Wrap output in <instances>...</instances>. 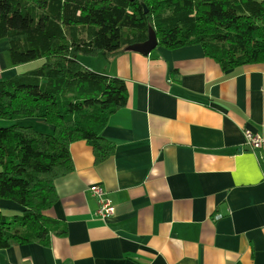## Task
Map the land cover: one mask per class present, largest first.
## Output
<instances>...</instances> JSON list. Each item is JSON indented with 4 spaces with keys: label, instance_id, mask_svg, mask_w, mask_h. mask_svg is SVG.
<instances>
[{
    "label": "crops",
    "instance_id": "obj_1",
    "mask_svg": "<svg viewBox=\"0 0 264 264\" xmlns=\"http://www.w3.org/2000/svg\"><path fill=\"white\" fill-rule=\"evenodd\" d=\"M7 50L1 41L0 80L39 64L12 66ZM79 61L126 84L101 133L114 154L95 165L72 143L50 211L66 233L0 250V264H264V159L242 134L264 135V64L223 71L200 46ZM93 185L114 207L107 219ZM19 212L0 200L3 215Z\"/></svg>",
    "mask_w": 264,
    "mask_h": 264
},
{
    "label": "trees",
    "instance_id": "obj_2",
    "mask_svg": "<svg viewBox=\"0 0 264 264\" xmlns=\"http://www.w3.org/2000/svg\"><path fill=\"white\" fill-rule=\"evenodd\" d=\"M149 28L157 47L200 46L223 71L264 64V0H0L9 64L39 62L0 80V121L8 125L0 127V200L20 208L0 213V250L48 247L66 233L50 211L55 182L74 170L70 145L83 141L95 165L107 161L114 145L101 133L128 102L123 80L79 57L113 59L145 42Z\"/></svg>",
    "mask_w": 264,
    "mask_h": 264
},
{
    "label": "built area",
    "instance_id": "obj_3",
    "mask_svg": "<svg viewBox=\"0 0 264 264\" xmlns=\"http://www.w3.org/2000/svg\"><path fill=\"white\" fill-rule=\"evenodd\" d=\"M242 134L245 145L250 150L260 152L262 158L264 159V135L256 134L250 130H243ZM89 192L97 202L98 209L96 211V215L98 217L101 219H107L114 214V207L101 186L93 185L89 188ZM220 218H222V215L220 214L214 217L215 220Z\"/></svg>",
    "mask_w": 264,
    "mask_h": 264
},
{
    "label": "water",
    "instance_id": "obj_4",
    "mask_svg": "<svg viewBox=\"0 0 264 264\" xmlns=\"http://www.w3.org/2000/svg\"><path fill=\"white\" fill-rule=\"evenodd\" d=\"M134 1V0H129ZM158 45L156 35L152 28L148 30L147 40L143 43L133 44L131 46L125 47L124 50L128 52L139 53L141 55H149Z\"/></svg>",
    "mask_w": 264,
    "mask_h": 264
},
{
    "label": "rangeland",
    "instance_id": "obj_5",
    "mask_svg": "<svg viewBox=\"0 0 264 264\" xmlns=\"http://www.w3.org/2000/svg\"><path fill=\"white\" fill-rule=\"evenodd\" d=\"M104 55L103 54H101V58L103 57ZM80 59H82L83 57L82 56H80L79 57ZM2 123H6V122H2V121H0V127H4V126H8V125H5V124H2ZM2 124V125H1ZM39 125V124H38ZM38 125H35L40 131H46V132H50L49 131V129H48V127L46 126V125H43V126H38ZM14 216V215H13ZM10 217H12V215H10Z\"/></svg>",
    "mask_w": 264,
    "mask_h": 264
}]
</instances>
